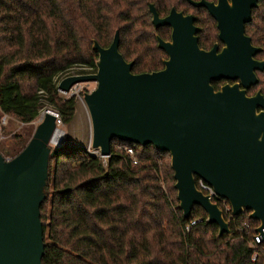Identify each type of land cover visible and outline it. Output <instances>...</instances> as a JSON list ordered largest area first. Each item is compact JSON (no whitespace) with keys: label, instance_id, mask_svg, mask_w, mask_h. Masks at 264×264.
Masks as SVG:
<instances>
[{"label":"trees","instance_id":"trees-1","mask_svg":"<svg viewBox=\"0 0 264 264\" xmlns=\"http://www.w3.org/2000/svg\"><path fill=\"white\" fill-rule=\"evenodd\" d=\"M150 4L161 18L185 5L196 14L183 12L195 16L202 29L200 47L210 50L219 42L209 12L186 0H0V119L6 115L30 126L48 107L69 124L77 102L59 94L56 78L73 67L95 73L99 55L92 41L108 48L116 31L119 51L134 62V74L162 70L167 55L156 35L169 41L171 28L155 29ZM246 34L263 49L256 58L264 60V0H258ZM257 75L260 82L249 96L259 90L264 95V72ZM226 83L233 84L213 86L219 90ZM32 136L15 135L12 146L0 145V154L15 158ZM116 145L132 148L137 163ZM52 151L40 207L43 264H264V246H251L259 222L250 212L237 219L224 212L233 234L222 239L201 207L184 218L168 153L119 140L106 164L85 148L64 145ZM214 202L224 211L222 202ZM245 223L250 229L240 232Z\"/></svg>","mask_w":264,"mask_h":264},{"label":"water","instance_id":"water-1","mask_svg":"<svg viewBox=\"0 0 264 264\" xmlns=\"http://www.w3.org/2000/svg\"><path fill=\"white\" fill-rule=\"evenodd\" d=\"M206 9L216 21L218 38L211 50L199 45L196 18L172 8L161 18L149 5L155 29L171 28L169 41L156 35L164 68L134 74V62L119 51L116 31L108 48L92 41L99 55L96 72L72 75L57 88L69 93L76 84H96L84 100L91 121L89 147L109 158L114 140L152 145L168 153L177 200L186 220L195 206L205 210L218 238L232 236L223 210L197 187L196 178L229 202L233 218L250 212L264 229V95L248 91L259 84L262 48L246 34L258 0H186ZM231 81L219 90L214 82ZM45 117L25 149L10 160L0 154V264H43V226L38 197L46 185L51 145L57 131L55 111Z\"/></svg>","mask_w":264,"mask_h":264},{"label":"rangeland","instance_id":"rangeland-1","mask_svg":"<svg viewBox=\"0 0 264 264\" xmlns=\"http://www.w3.org/2000/svg\"><path fill=\"white\" fill-rule=\"evenodd\" d=\"M179 11H186L189 14H196L195 12L191 11L188 7L185 5H181L178 7ZM165 38H169L170 34L167 31H164L162 33ZM92 74V71L89 68H83V67H73L70 69L67 73L63 75H59L56 78V82L62 81L64 78L72 76V75H78V74ZM85 90L89 91L88 93L92 92L96 88V84L90 83L85 84L84 86ZM256 92V91H255ZM48 107H43L42 111H44ZM88 109L85 106H77V110L75 113V116L73 120L67 124L63 125L60 130L64 133V138L62 140V143L60 145H51L52 149H58L61 146L67 145L72 146L75 148H85L86 150H89L90 152H93V150L89 147V140L91 137V121L88 114ZM38 124L33 123L30 126H24L18 121L9 118L7 126L4 127V131L2 130V133L0 135V145H5L6 147H10L13 145L12 138L15 135H22L24 138H28L30 134H34ZM44 193L40 192L38 194V197H43Z\"/></svg>","mask_w":264,"mask_h":264},{"label":"built area","instance_id":"built-area-1","mask_svg":"<svg viewBox=\"0 0 264 264\" xmlns=\"http://www.w3.org/2000/svg\"><path fill=\"white\" fill-rule=\"evenodd\" d=\"M60 82L61 81L57 82V86H58V84ZM84 86H85V84H76L75 86H73L71 88L69 93H64V92L60 91L59 89H58V92L64 98H74L76 100V102H77V106H79V107L80 106H85L86 104H85V100H84V95H85V93H88L89 91L85 90ZM54 115L56 116V127H57V130H60V128L64 124H63V122L61 120V117L59 116L58 113L55 112ZM44 117H45V113H44V111L41 110L40 115L38 116V118L36 119V121L34 123H37L39 125L40 123L43 122ZM8 119H9V117L6 116V115L3 116L0 119V135L2 133L3 128L5 126H7ZM115 147L118 148V149H124L127 152V154L131 157V159L134 160V163H137V161L135 159V156H134L135 153H134V150L132 148H128V147H125V146H122V145H116ZM91 153L93 155L101 158L104 164H106L108 159L110 158V157L109 158H104V157L100 156L99 152L94 151V150ZM7 159L10 160L11 158H7ZM199 186H200L199 189L201 191H203L204 194L212 196L213 201H214V199H217L218 201L222 202L223 207H224V211L223 212H226L227 214L231 213L230 217H231V219H234L233 215H232V208H231L230 205L227 204L228 202L226 200H223V199L219 198L215 194L213 188L211 186H209L207 183H205L203 180L199 181ZM195 224H196V222H192L191 226H194ZM249 229H250V225L245 223V224H243V226L241 228H239V231L240 232H244L245 230L247 231ZM188 230H190V228H188ZM251 246L254 249L259 248V246H264V229L261 231V233H257L256 230H255V235L253 236V240L251 242ZM255 257H256V255L254 256L253 261L255 260Z\"/></svg>","mask_w":264,"mask_h":264},{"label":"bare ground","instance_id":"bare-ground-1","mask_svg":"<svg viewBox=\"0 0 264 264\" xmlns=\"http://www.w3.org/2000/svg\"><path fill=\"white\" fill-rule=\"evenodd\" d=\"M63 138H64L63 131L57 130L53 138V144L57 146L60 145L62 143ZM89 143H90V140H89Z\"/></svg>","mask_w":264,"mask_h":264},{"label":"flooded vegetation","instance_id":"flooded-vegetation-1","mask_svg":"<svg viewBox=\"0 0 264 264\" xmlns=\"http://www.w3.org/2000/svg\"><path fill=\"white\" fill-rule=\"evenodd\" d=\"M247 36H248V35H247ZM218 43H219V45H220V49H222L223 44H222L220 41H219ZM215 44H216V43H215ZM215 44H214V45H215ZM214 45H213V47H214ZM213 47H212V48H213ZM212 48H211V49H212ZM211 49H210V50H211ZM204 50H205V49H204ZM258 60H259V59H258Z\"/></svg>","mask_w":264,"mask_h":264}]
</instances>
